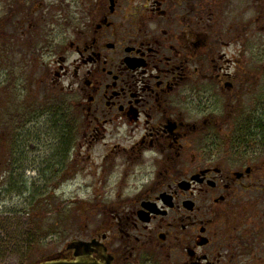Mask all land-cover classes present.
Here are the masks:
<instances>
[{
    "label": "flooded vegetation",
    "instance_id": "obj_1",
    "mask_svg": "<svg viewBox=\"0 0 264 264\" xmlns=\"http://www.w3.org/2000/svg\"><path fill=\"white\" fill-rule=\"evenodd\" d=\"M24 2H5L2 31L9 61L26 50L23 109L38 88L77 86L90 126L131 141L106 144L102 160L149 170L133 203L101 219V264H264V0H60V11L55 0L40 14ZM58 20L71 35L60 55L56 28L43 26ZM217 86L227 96L221 115L201 94ZM123 174L121 187L136 180Z\"/></svg>",
    "mask_w": 264,
    "mask_h": 264
},
{
    "label": "rangeland",
    "instance_id": "obj_2",
    "mask_svg": "<svg viewBox=\"0 0 264 264\" xmlns=\"http://www.w3.org/2000/svg\"><path fill=\"white\" fill-rule=\"evenodd\" d=\"M6 1L0 0V264H38L64 255L68 244L74 241L100 238L101 219L110 220L115 210L133 203L132 186L140 185L149 170L141 171L137 165L122 167L127 160L120 156L108 162L102 160L103 156L112 155L105 151L106 144L128 146L131 141L124 134L117 138L104 137L101 127L90 126L86 114L78 108L82 94L77 86L72 92L61 87L50 92L45 87L41 91L38 88L39 94L35 91L31 96L33 106L23 109L29 90V69L27 62L24 65L21 62L26 53L23 47L19 57L14 56L15 61H9L13 54L9 52L7 57L8 50L4 52L2 47ZM24 1L40 14L55 0ZM60 4L58 0V11ZM31 24L36 27L35 23ZM23 25L28 27V23ZM43 26L56 28L60 55L64 45L71 41L70 33L65 34L70 25L58 20L56 27L49 23ZM20 34L23 37L20 43L24 45L28 42V33L20 29ZM251 43L255 47L250 50L259 42ZM63 56L71 63L77 59L70 51ZM249 57L251 61L256 60L253 53ZM35 64L37 77L41 76L43 81L47 76L48 57L42 56ZM69 84L70 79H66L64 86ZM225 91L218 86L201 88L202 97L210 99L208 106H213L215 115L226 112ZM29 111L36 113L33 118L23 117ZM236 113L231 114L235 119ZM123 172L136 174V180L129 174L121 187ZM258 196L251 198L255 197L253 201L257 202Z\"/></svg>",
    "mask_w": 264,
    "mask_h": 264
},
{
    "label": "water",
    "instance_id": "obj_3",
    "mask_svg": "<svg viewBox=\"0 0 264 264\" xmlns=\"http://www.w3.org/2000/svg\"><path fill=\"white\" fill-rule=\"evenodd\" d=\"M68 250L74 253V261L51 260L41 264H101V243L97 240L72 242Z\"/></svg>",
    "mask_w": 264,
    "mask_h": 264
}]
</instances>
